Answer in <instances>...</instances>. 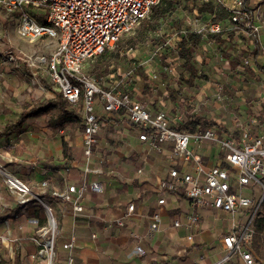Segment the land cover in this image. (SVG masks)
Returning <instances> with one entry per match:
<instances>
[{"label": "crops", "instance_id": "obj_1", "mask_svg": "<svg viewBox=\"0 0 264 264\" xmlns=\"http://www.w3.org/2000/svg\"><path fill=\"white\" fill-rule=\"evenodd\" d=\"M250 5L254 9V24L260 28L257 35V63H249L257 78L253 85L244 82V73L234 70L235 63L231 58L237 57L248 46L244 43L245 36L238 35L235 46H229L228 56H221L219 63L213 60L219 56L218 46L213 42L204 43L202 54L212 62L200 70L209 76V80L199 85V94L189 104L192 107L189 113L186 109L187 93L182 94L171 110L167 89L153 91L145 97L137 86L142 81L140 76L135 77L136 87H130L133 97L154 113L165 112L173 121L194 113L207 117L221 130L211 129L222 136L239 138V125H244L250 117L254 122L245 124L246 128L254 137L264 135V0H250ZM198 27L200 25L193 24V30ZM253 48L255 46L251 50ZM198 59L201 65L202 58ZM147 72L144 83L150 84L157 72ZM230 84L231 92L222 95V88L226 89ZM99 105L97 102V114L105 130L100 137L97 136L89 160L84 153L83 132L74 137L58 138L50 135L49 129L39 130L35 125L31 126L35 129L30 133V146L22 149L19 155L14 157L0 148L3 160L8 158L11 167L18 168L16 175H23V180L33 186L29 201L21 204L17 197L6 190L0 179V262L9 257L17 264H26L24 260L29 264H47L38 254L40 249L36 248L44 240L40 236V240L34 242L39 235L35 232L36 228L28 224L36 219L40 227L47 225V206L52 209L58 226L57 264L65 263L70 252L63 250L62 245L72 235L76 239L71 252L74 264H220L228 254L223 237L229 233L230 216L213 209L194 208L182 190L166 194L165 205H159L158 201L163 198L159 191L161 181L168 178L174 164H179L180 168L183 165L173 158L170 145L166 144L161 151H156L140 140L141 129L139 133L131 131L134 127H130L122 114L108 117L102 113ZM250 111L259 113V118L254 119ZM3 120L5 116L0 114V128H3ZM119 127H123V130L117 142L125 147V151L114 146L111 153L106 133ZM60 131L65 134V128ZM132 135L139 137L135 146L130 140ZM62 137L71 148L72 161L66 170L56 171L54 167L63 164ZM193 149L202 156L207 167L215 165L221 157L220 152L209 144L193 146ZM133 156L140 162L127 161L132 160ZM45 159L48 161L47 167L41 162ZM139 169H143L141 174L138 173ZM44 182L47 183L46 187L42 185ZM93 183H99L103 192H93ZM73 185L86 186L82 201L84 211L77 215L70 204L55 196V193H62ZM43 194L54 197L41 199L39 196ZM130 204L135 206L132 213L128 210ZM25 210L31 217L27 223ZM192 213L200 216L197 226L175 227V221L184 223L186 215ZM156 214H159V221L154 219ZM189 236H192V241L188 240ZM14 241L17 242L15 249ZM137 247H141L144 254L137 253ZM234 256L230 262L223 264H242L240 258Z\"/></svg>", "mask_w": 264, "mask_h": 264}, {"label": "built area", "instance_id": "obj_2", "mask_svg": "<svg viewBox=\"0 0 264 264\" xmlns=\"http://www.w3.org/2000/svg\"><path fill=\"white\" fill-rule=\"evenodd\" d=\"M214 1L232 12L234 23H243L244 28L239 35L246 37L258 35L260 28L249 22L246 0H205ZM160 0H0V11L8 16H17L20 37L29 42L49 38L57 42V48L49 59L41 58L39 64H45L49 79L64 99L71 104L83 100L85 117L84 146L85 157L89 160L97 136L102 130V122L97 114L96 94H102L99 105L106 116L122 114L131 126L141 129L140 140L156 151H161L166 144L170 145L172 156L179 164H174L168 178L161 181L159 191L163 194L158 203L165 205V196L182 190L187 200L196 209H213L230 216V230L223 237L227 255L220 264L230 262L237 255L242 264H257L253 250L256 237V221L262 210L264 201V135L254 137L247 125L254 121L248 117L247 125H239V138L222 136L213 129L194 133L178 132L171 128L172 120L161 112H152L150 108L137 101L129 89L116 87L104 90L99 81L84 73L85 65L92 59L111 49L119 39L130 33L151 8ZM31 10L44 12L36 15ZM221 23L207 21L195 31L211 35L223 33ZM177 39L172 34L167 45ZM248 64V61H246ZM155 79L156 76L153 75ZM121 89V90H120ZM221 90V89H220ZM219 99L221 97H218ZM181 122V117L174 121ZM250 123V124H249ZM146 130V131H144ZM209 144L220 152L219 161L210 167L204 164L203 158L197 154L193 146L201 147ZM89 172L90 170L87 169ZM139 169L138 173H142ZM0 175L12 193H15L21 204H25L32 196L30 187L0 165ZM43 187L47 186L44 182ZM252 185V189L249 187ZM93 192L102 193L99 183L91 185ZM86 186H69L62 193H55L63 202L70 204L74 213L84 211L82 201ZM46 208L47 226L40 228V223L32 219L30 223L38 226L44 240L38 243L39 256L47 264H57V222L50 207ZM134 204L128 210L134 211ZM159 221V214L154 216ZM200 222L196 213L188 214L185 222L175 221L176 228L195 227ZM121 225V222L119 221ZM192 236L188 237L192 241ZM75 237L62 245V249L70 252L64 264H74L71 254L75 246ZM38 242L37 239L33 240ZM136 252L144 254L141 247ZM198 264V263H194Z\"/></svg>", "mask_w": 264, "mask_h": 264}, {"label": "trees", "instance_id": "obj_3", "mask_svg": "<svg viewBox=\"0 0 264 264\" xmlns=\"http://www.w3.org/2000/svg\"><path fill=\"white\" fill-rule=\"evenodd\" d=\"M246 10L249 14V22L254 24V9L250 5V0H246ZM31 11L37 17V20L41 21L40 17L36 15L38 11ZM38 13L43 14L44 12L39 11ZM193 18L203 23L207 21L221 23L225 30L223 33L215 35L198 33L193 30ZM244 27L243 23L233 22L231 11L226 10L214 1L160 0L158 4L151 8L148 16L130 33L123 35L112 49L106 50L103 54L88 62L90 77L98 80L108 77L112 72H117L114 64L124 61V59L128 60L130 52L140 49L144 51L148 48L147 50L152 51L153 65L158 72L156 78L150 84H146L144 83V79L147 77L145 70L141 65L136 66L137 73L142 77V81L137 85L139 90L147 97L153 91L167 89L170 95L171 110L174 109V105L181 99L182 94L185 92L188 94L186 109L187 112H190L192 107L189 104L199 94V85L209 80V76L200 70L201 67L209 66L212 62L210 58L202 54L204 43L213 42L218 46L219 56L214 57L213 60L219 63L221 56H228L229 46H235L239 32ZM172 34L177 35L176 42L175 44L167 45V39ZM244 43L248 46L244 47L237 57L229 58L235 63V72L244 73L246 76L244 82L248 85H253L257 81V78L249 63L252 61L257 63L256 59L259 56L257 35L245 36ZM252 46H255V48L251 50ZM199 57L202 58L201 65L198 62ZM246 61H248V64H246ZM172 67H175L174 76L170 73ZM25 69L28 72V69ZM232 76L234 77V74ZM231 89V84L226 89L222 88V95L231 92ZM58 93V99L52 107L57 108L60 115L57 119L44 122V125L50 129L63 130L65 125L69 124L70 127L77 128L83 132L86 122L84 115L79 111L80 108H83V100L81 99L77 104H71L63 98L60 92ZM26 104L30 108L28 111L21 112L15 122L0 128V148L14 157L19 155L22 149L28 148L31 144L30 133L32 131L29 130L31 126L28 124V119L30 117H41L50 110L49 107H35L30 101ZM249 114L254 119L259 118V113L255 114L250 111ZM171 128L178 132L187 133L205 131L211 128L221 130L220 128H216V125L210 119L197 113L186 114L180 123L175 124L172 120ZM62 139L63 164L55 166L54 169L56 171L66 170L72 161L71 148L65 142L64 137ZM41 162L45 167L48 166L46 159ZM0 165L6 168L5 165ZM18 178L25 183L23 175H20ZM0 179L6 190L12 194L2 175H0ZM39 197L47 200L53 198L54 195L43 194ZM11 218H14V215H11ZM256 231L257 234L253 244V250H256V252L254 250L255 255L260 252L258 242L264 240V201L262 210L259 212L256 221ZM36 239L40 240V236H37ZM36 248L40 249V246L37 245ZM257 256L256 258L260 262V258Z\"/></svg>", "mask_w": 264, "mask_h": 264}, {"label": "rangeland", "instance_id": "obj_4", "mask_svg": "<svg viewBox=\"0 0 264 264\" xmlns=\"http://www.w3.org/2000/svg\"><path fill=\"white\" fill-rule=\"evenodd\" d=\"M17 20V16L11 17L6 15L3 11H0V114L5 116V120L2 121L1 127L15 122L20 116L21 112L28 111L30 108L27 107L26 103L30 101L35 105V107L50 108L49 112L45 115H42L41 117H30L28 119V124L30 126L35 125L39 130L49 129L51 133L50 135H55L58 138L61 136L74 137L80 135L82 131L77 128L70 127L69 124L65 125L64 127V135L61 134L60 130L50 129L44 125V122L52 119H57L60 115L59 110L52 107V105H55V102L58 99L57 95H59V93L49 79L46 65L39 64L38 60H40L41 58L49 59L57 48V42L49 38H44L35 42L23 40L18 32L19 22ZM192 24L203 25V22L196 18H193ZM147 49L148 48H146V50ZM146 50L143 51L142 49H140L136 52L132 51L129 53L128 60L124 59V61L115 63L114 68L117 71L116 73L112 72V76L104 77L99 80L97 79L101 87L104 90H113L116 87L124 90H130V87L132 89L135 88V77L140 76L136 70V66L138 65H141L143 67L145 73L146 71H148L147 73H152L153 71L158 72L153 65L152 51ZM25 68L28 69V72L25 71ZM89 69L90 68L87 63L84 68V73L87 76H90ZM174 72L175 67H172L170 71L171 75H173ZM101 97L102 94H96L95 98L99 104H101L102 102ZM79 111L84 115L83 108H80ZM130 127H134L132 128V130L130 128L131 131L139 133L140 128L135 126ZM122 128L123 127H119L117 129L114 128L113 130L106 133V136L108 137L107 139L110 142L109 151L111 153L113 152L112 150L114 149V146L119 147V150L121 151H125V147L120 146V144H118L117 142V139L119 135H121V131L123 130ZM34 129V127L29 128V130L32 132L34 131ZM104 130L105 129L103 127L102 121V130L99 133V137L104 133ZM130 140L134 142L133 144L135 146L136 142L139 141V137L136 138L132 135ZM5 160H3V158L0 156V164L5 165V169L17 177L16 172L18 171V168L11 167L10 163L8 162V158H6ZM127 161H134L137 163L140 162V160L135 159V156H133L132 160L128 159ZM6 162L7 164H4ZM138 166L139 164L135 168L137 169ZM26 184L32 190L33 186L28 183ZM249 188L252 189V185ZM12 194L17 197L15 193ZM24 217L26 219V223L31 219V217L28 215V210H25ZM28 224L36 228L35 232H37L39 236L45 235L44 233L41 234V232L37 230L38 228L35 227L34 224L30 222H28ZM46 226L47 225H43L40 228ZM48 235H51V233L49 232L47 235H45V239H48ZM16 243L17 242L15 241L13 242L14 249L16 247ZM258 243L260 250V252L257 253L260 258V262L258 264H264V240H260V242ZM234 258H237V256H234ZM7 259L8 260L0 262V264H17L12 258L8 257ZM24 263L29 264L25 260Z\"/></svg>", "mask_w": 264, "mask_h": 264}]
</instances>
